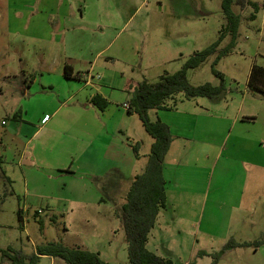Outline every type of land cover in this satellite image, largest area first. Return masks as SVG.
I'll list each match as a JSON object with an SVG mask.
<instances>
[{
    "label": "rangeland",
    "instance_id": "obj_1",
    "mask_svg": "<svg viewBox=\"0 0 264 264\" xmlns=\"http://www.w3.org/2000/svg\"><path fill=\"white\" fill-rule=\"evenodd\" d=\"M251 1L263 5L253 20L248 19L250 7L239 11L231 5L239 13L235 42L213 64L222 76L220 96L214 100L175 96L180 109L191 105L188 101L196 105L193 121L187 116L179 132L191 133L200 142L174 140L167 160L175 161L179 170L165 188L166 206L158 212L145 245L153 251L154 240L162 242L155 246L156 255L172 264H264V243L254 245L264 238V90L247 88L253 65L261 68L259 84L264 88V0ZM224 23L220 0H0L1 249L32 254L37 246L57 242L96 252L107 264H127L126 241L114 205L123 202L132 174L142 170L152 139L136 115L118 132L120 144L94 138L92 147L110 143L111 149L98 171L115 163L119 170L116 177L115 169L100 173L98 185L92 176L29 167L34 144L29 138L42 114L54 110L57 94L62 98L67 82L48 71L63 53L74 54L73 64L82 69L95 58L93 72L115 86L110 100L127 115L121 98L130 96L128 85L153 82L164 72L179 70L193 51L217 39ZM228 39L225 34L214 53L185 71L188 84L219 83L212 61ZM237 106L239 114H252L240 124L241 137L250 139L243 133L248 131L258 146L253 142V151L234 162L214 154L207 155L204 168L197 164L201 158L186 161L190 146L201 153L216 151L225 135L226 117ZM148 115L153 118L151 110ZM226 146L230 151L229 143ZM109 180L118 181L117 187L107 188ZM100 196L106 200L98 201ZM227 242L233 246L222 249ZM36 264L66 263L43 255Z\"/></svg>",
    "mask_w": 264,
    "mask_h": 264
},
{
    "label": "trees",
    "instance_id": "obj_2",
    "mask_svg": "<svg viewBox=\"0 0 264 264\" xmlns=\"http://www.w3.org/2000/svg\"><path fill=\"white\" fill-rule=\"evenodd\" d=\"M232 4L236 5L239 11L244 7H250L249 20H253L258 8L263 6L251 0H220V9L225 23L219 28L217 39L205 48L193 51L182 63L179 70L173 73L164 72L158 75L153 82L142 80L130 92L126 113H134L137 116L145 132L152 138V142L142 170L134 174L128 184L123 195V202L119 206L114 205V214L119 218L126 241L127 264H172L171 259L158 256L145 246L148 233L155 223L158 212L166 206L165 181L161 169L164 154L171 141L168 126L157 117L150 120L147 112L151 109H171L176 103L175 96L177 94H181L184 99L201 96L214 100L220 96V93L224 90L222 76L213 69V64L222 55L228 53L235 42L239 13L231 10ZM225 34L229 37L228 42L215 54L212 61V72L219 77V83L212 85L206 82L195 86L188 84L185 79V71L198 66L207 55L214 53L219 41ZM71 72L70 66H63V76L65 78L77 77V73L72 75ZM260 75L261 68L253 65L247 82L249 90L263 92L264 88L259 84ZM170 99L172 103L168 104L167 101ZM87 102L98 110H103L107 105V100L99 93L92 94ZM131 148L136 153V145H132ZM1 157L2 155H0V163H2ZM114 176L116 177L117 174ZM93 180L97 184L98 178L95 177ZM115 182L116 180H109L106 182V187L110 189L117 187L118 181ZM102 197L100 196L98 201L104 202L106 200ZM112 199L109 198L113 202ZM18 214H21L20 211ZM261 243H264V238L254 242V245ZM242 245L248 246L249 243L243 242ZM229 246H233V244L227 242L222 249ZM43 255L57 257L66 264H107L99 258L96 252L78 246L65 247L57 242L37 246L32 254H25L11 248H0V264H3V261H8L9 264H36Z\"/></svg>",
    "mask_w": 264,
    "mask_h": 264
},
{
    "label": "crops",
    "instance_id": "obj_3",
    "mask_svg": "<svg viewBox=\"0 0 264 264\" xmlns=\"http://www.w3.org/2000/svg\"><path fill=\"white\" fill-rule=\"evenodd\" d=\"M63 27L68 29L67 26ZM50 33L53 34L51 30ZM96 53H99V51ZM75 59L76 57L74 54H69V52L63 53V55H60V59L56 63L57 65L52 68L51 71H48V73L55 74L57 76V80L60 82H62L61 80L66 79L67 82L63 83L65 86V92L62 98H60V96L57 94V104L54 110L49 113H43L39 118V124L29 138V141L34 142L32 152L33 159L28 161L27 165L29 167L38 166V168L49 169L51 172L56 171L65 174H78L79 177H82L83 175L90 177L92 176V180L95 177L98 178L100 173L103 172L104 175H107L114 169L116 174H118L119 170L116 166V163L115 165L111 164L104 167L101 172L98 171L101 166V161H103V158H105V154H108L109 150H111L109 147H107L110 143L103 144L101 147L100 145H93L94 147H92L91 144L94 138L100 140L101 137L110 138L112 142L113 140L118 142V132L123 129L124 125L128 126L131 116L135 114L131 113L124 115L118 106L113 104V101L110 100V96L112 95L111 93L115 89V86H111V82V85H108L107 80H105L103 76H98L97 72H93L95 58L89 62L88 69H82L80 68L81 65L73 64L74 61H76ZM64 65L70 66L72 71L71 74L73 75L77 73V77L65 78L63 76ZM69 82L79 83L80 85H71ZM137 83L138 82L136 81L128 85V89H126L127 93H130ZM125 85L126 84L122 85V89ZM94 93H99L107 100V105L103 110H98L88 104V98ZM128 98V96H123V98H121V106L122 103H126L128 105ZM183 102L184 101H181L179 103ZM189 102L190 101L187 103L191 105H185L182 107V109L177 107L176 103V106L174 105L171 109H151V112H153V118L149 119L153 120L154 117H157L160 121L168 126L169 132L171 134V141L167 151L164 154L161 169L162 177L165 181V199L167 198V192L165 188L168 184L173 183L172 178L179 170L175 161L167 160L174 140L190 139L189 142H192V144L194 142H200V140H193V138L190 136L191 133L186 136L179 132V128L182 127L183 124L186 125L187 116L190 121H193L192 116L195 115L194 106L196 105H192V103ZM238 108L239 106H237L236 112L233 113L230 118L226 117L225 135L221 141V144L216 146V151H213L212 153H201V149H198V147L192 150L193 146H190L186 152V161H192V163H194V161L199 162L201 158L202 161L197 164H200L199 167L204 168L205 164L203 162L206 160L208 154H214L216 155L215 157H217V155H219V157H227L233 160H230L231 162H234V159H243L249 151H253V142L254 145H256V138L251 136V133L248 131L243 130L245 137L250 138L244 139L241 137L243 134L240 132V129L243 126L240 124L244 123L246 120L244 117H252V114H239ZM123 109L126 113V109ZM159 110H163V113H160ZM149 111L150 110H148V112ZM113 117L115 118L113 119ZM178 119L180 120L177 122ZM218 122H220V124L222 123V121ZM206 129H211V127L207 126ZM228 140L230 141L228 142ZM250 141L251 144L250 147H248V143ZM228 143L231 147L230 151L227 150L226 145ZM45 149H47V152ZM241 153L243 154L241 155ZM95 155H97V157ZM24 157L25 156H23V158ZM197 164H193V166L195 167ZM91 166H93L92 169ZM245 166H248V164H245ZM166 169H170L168 175L165 173ZM133 175L134 174H132V176ZM157 244L161 245L162 242L158 243L154 240L151 246L154 248V250L151 252L155 254H157L155 248Z\"/></svg>",
    "mask_w": 264,
    "mask_h": 264
},
{
    "label": "built area",
    "instance_id": "obj_4",
    "mask_svg": "<svg viewBox=\"0 0 264 264\" xmlns=\"http://www.w3.org/2000/svg\"><path fill=\"white\" fill-rule=\"evenodd\" d=\"M122 107L126 109L128 105L126 103H122ZM2 123H4V121H2Z\"/></svg>",
    "mask_w": 264,
    "mask_h": 264
}]
</instances>
